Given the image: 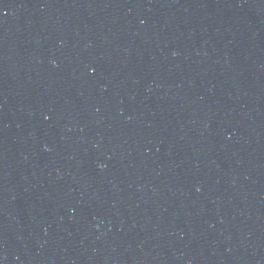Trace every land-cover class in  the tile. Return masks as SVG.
<instances>
[{
	"label": "water",
	"instance_id": "95a60500",
	"mask_svg": "<svg viewBox=\"0 0 264 264\" xmlns=\"http://www.w3.org/2000/svg\"><path fill=\"white\" fill-rule=\"evenodd\" d=\"M87 264H264V0H63Z\"/></svg>",
	"mask_w": 264,
	"mask_h": 264
}]
</instances>
